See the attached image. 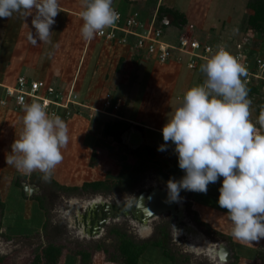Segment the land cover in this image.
<instances>
[{
	"label": "rangeland",
	"instance_id": "obj_1",
	"mask_svg": "<svg viewBox=\"0 0 264 264\" xmlns=\"http://www.w3.org/2000/svg\"><path fill=\"white\" fill-rule=\"evenodd\" d=\"M69 2L73 10L81 11L80 0H69ZM189 2L190 0H176L175 7L186 11ZM250 2L251 0H201L202 4L199 7L194 6L192 12L189 13L184 33L193 35L199 40L223 44L233 56L240 52L239 49L244 50L246 46H249L248 51L245 50L247 51L245 56L244 52L240 53L244 59L248 58L246 64L248 69L255 70L253 58L255 60L258 57H264V32L253 33L249 32V29L245 31L248 27V17L253 14V10L248 5ZM122 5L123 0H113V7L121 8ZM133 8L140 9V6L135 5ZM140 13L148 16V13L143 10ZM77 14L74 16L78 18V22H72L71 33L73 34L69 37L70 42L67 44L63 37L59 38L58 31L55 32L51 28L52 44H57L60 50L65 44L68 51L67 55L63 56L65 60L62 61L65 64L63 68L66 72L65 78L71 76V71L78 65L75 69V74L78 73L77 85L74 84L70 97L74 100L76 96L75 101L79 103L74 104L72 108L68 107L69 111L67 109L64 115L60 116L68 126L69 140L67 146L61 150L63 161L54 170L50 179L64 187L81 186L84 182L91 181L107 180L115 183L127 178L133 165L138 167V182L133 187L125 184L124 188L119 187L99 193H63L62 191L57 192L52 183H44V180L41 183L46 184L47 191L46 188L40 190L32 183V179L36 177L32 178V176L41 173L33 172L31 175H23L6 163L11 144L19 138L22 131L23 111H18L14 116L12 114L15 113L0 109V199L5 203L0 232L9 237L5 239L0 236V264H31L36 248L47 244L43 231L46 219L49 223L48 234L56 231V234L60 236V238L57 236L56 243L65 246L58 264H81L80 257L73 253L77 248H86L92 253L90 264H110L101 250L100 252L95 250V246L101 244L108 249L109 253L115 249V238L109 234L111 228L123 229L129 237L142 241L157 236L158 229L163 225L169 231V247L173 253L177 254V257L178 255L187 256L186 264H219L213 259L212 254L219 243L226 246L231 244L233 247L231 250L233 260L226 264H234L235 261V264H264V249L257 244L250 248L249 243L237 241L231 236V222L228 219L227 210L217 203L218 193L213 194L211 198L204 195L198 199L194 198L193 192L182 191L190 195L192 209L198 213L200 219L209 224L212 232H216L213 234L210 232L209 235L201 231V228L197 227L190 218L186 203L187 195L180 197L179 202L185 210L183 221L190 232L185 230L183 224L172 227L171 219L166 216L161 217L156 223L147 224V229L128 218L110 219L108 225L101 231V235L97 237H91L84 234L81 229L74 228L76 226L73 212L77 215L79 212L82 213V210L92 202L99 200L113 202L128 196L129 193L133 194L137 187L147 184L156 183L167 189L166 184L157 174L155 162L161 165L160 167L166 174L174 175L172 173L174 170L179 171L178 163L173 162L172 143H168L166 151H158V147L165 143L163 137L153 132L149 133L145 129L143 134L146 137L143 138L142 144L131 150L122 141L117 143L111 138L104 137L102 129L105 123L115 121L117 118L123 121L131 119L134 124L139 122V125L131 126L139 130H142L140 127L143 124L162 129L164 123H167L175 108L180 104L184 92L194 85L201 84L204 76L200 67L189 71L185 66L176 64L162 66L152 58L138 54L131 46H120L117 42H110L105 38L101 39L96 36L91 41H85L80 35L83 21ZM60 16L57 15L54 19L62 25L64 18ZM14 19L16 21V18ZM25 22L23 26L28 30L22 29L21 41L18 38H16L18 41L13 40L16 36L13 33L8 34L9 30H4L5 36L2 33L0 43L7 49L15 43L16 46L40 49L41 56H45L44 53L47 52L49 44L39 42L33 46L27 40V33L29 29H32L31 17H28ZM164 32L165 41L176 44L180 30L173 27ZM246 37L249 38L246 39ZM6 54L9 56L10 50H6ZM29 54V57H33L36 68L43 66V59L39 60L38 56L32 54L31 51ZM19 62L11 60L6 62V71L12 74L15 73L14 70L18 71ZM2 65L3 61H0V67ZM24 65L21 68V76L43 80L39 79L42 76L28 71ZM46 80L49 81L47 78ZM48 81L47 85L59 88L55 82L48 83ZM82 84L85 86L81 87ZM252 84L259 92L252 93L248 90V98L252 101L250 119L257 130L264 133V128H261L258 123L259 111L264 109V82L256 80ZM72 87L73 84L69 89ZM61 90L66 93V89ZM80 103L82 106H79ZM70 120H72L71 123ZM149 148L153 150V153ZM138 153L139 156H136ZM17 175L26 176L27 181L22 185L30 184V189L24 191L14 186ZM222 180L223 177H220L215 182L218 191L222 186ZM209 186L211 183L208 188ZM51 193L56 195L50 196ZM40 195L47 196L44 207L48 212V217L45 216V211L40 207L39 201L35 199ZM196 204H202L203 208H197ZM139 264L172 263L163 256L160 249L149 246L139 259Z\"/></svg>",
	"mask_w": 264,
	"mask_h": 264
},
{
	"label": "clouds",
	"instance_id": "obj_2",
	"mask_svg": "<svg viewBox=\"0 0 264 264\" xmlns=\"http://www.w3.org/2000/svg\"><path fill=\"white\" fill-rule=\"evenodd\" d=\"M80 6V35L85 41L103 35L119 20L113 0H80ZM59 12V0H0V18L15 14L25 22L31 17L27 40L33 46L52 43L51 28ZM209 51L200 65L205 79L184 92L161 129L165 143L157 150L166 151L169 142L174 144L184 172L179 180L166 182L168 199L178 202L181 190L206 194L208 185L223 177L217 203L227 210L231 236L244 243L258 242L264 238V133L250 119L252 101L242 79L246 67L224 45ZM20 104L23 127L6 163L23 175L39 172L48 181L63 161L68 126L60 116L47 112L46 102L21 100ZM258 123L264 128V109Z\"/></svg>",
	"mask_w": 264,
	"mask_h": 264
},
{
	"label": "built area",
	"instance_id": "obj_3",
	"mask_svg": "<svg viewBox=\"0 0 264 264\" xmlns=\"http://www.w3.org/2000/svg\"><path fill=\"white\" fill-rule=\"evenodd\" d=\"M114 9L119 14V20L113 27L106 29L103 35H97V37L105 38L110 42H117L120 46H131L138 54L148 56L162 66L176 64L185 66L189 71L197 69L204 63L205 57L211 54L209 50L215 52L218 45H223L209 40H199L193 35L185 34L186 25L182 28L174 24L165 26L163 20L167 15L159 20L156 13L150 21L144 22L138 12L125 14L119 8L114 7ZM77 15L79 16V14ZM173 27L180 30L176 44H170L164 38V31ZM248 38L246 37V39ZM248 47L246 46L244 50L239 49V51L242 54L244 52L245 56ZM226 49L228 51V48ZM240 52L234 57L238 58V61H241V64L247 69V76L242 78L246 87L256 80L264 82V57H258L255 60L253 58V65L256 69L249 70L246 66L248 58L244 59ZM70 87L65 88L66 93H64L53 85H47L44 80H33L21 75L9 79L0 71V108H8L18 112L23 111L20 104L21 100L25 103L40 102L43 104L46 102V109L49 114L55 113L61 116L67 109L69 111V108L79 103L75 101L76 96H74V100L71 99L70 92L73 91L74 85L71 89H69ZM79 106L82 104L80 103Z\"/></svg>",
	"mask_w": 264,
	"mask_h": 264
},
{
	"label": "trees",
	"instance_id": "obj_4",
	"mask_svg": "<svg viewBox=\"0 0 264 264\" xmlns=\"http://www.w3.org/2000/svg\"><path fill=\"white\" fill-rule=\"evenodd\" d=\"M250 9L253 10V14L248 17V27L245 29H249V32L253 33H263L264 32V0H251L250 3H248ZM172 15L175 18L174 25L182 28L186 25L187 20L184 16V14L179 13L176 10L172 9H165L163 7H160L158 9V19H162L163 15ZM253 54V52H252ZM253 84L247 86V89L251 91L252 93H258L256 87L252 86ZM261 110L259 111L260 114ZM132 124L123 121V120H117L112 122H107L104 124L102 129V135L107 138H111L115 140V142L120 143V136L127 130ZM150 149V148H149ZM150 151L153 153V150L150 149ZM136 155V154H135ZM139 156V153L136 155ZM157 174L160 175L162 181L166 184V182L169 179H172L169 174H166L163 169L160 167L161 165L157 164ZM138 167L132 165V170L129 176L123 180L116 181L115 183H111L110 181H91V182H84L81 186H73V187H64L60 186L58 183L54 182V180L49 179L48 181H44L42 179L41 174H35L34 178L32 179V183L38 186L40 190L43 188H46V184L52 183L55 188V190L62 191L63 193H99L106 190L114 189L122 187L124 188L125 184L126 186L131 185L132 187L138 182ZM27 181L26 176L23 175H17L16 179L14 180V186L17 188H22V183H25ZM41 181H44V183ZM129 188V187H128ZM44 190V189H43ZM47 191V188H46ZM49 194V192H48ZM51 195H56L55 193H51ZM187 193H183L180 191V197H185ZM46 195H40L35 197L39 201L40 207L45 211V216L48 217V212L46 211V208L44 207V203L46 202ZM56 197V196H55ZM187 209L189 210V216L192 219L193 222H195L196 226L201 228L200 230L203 231L206 235L210 234L212 232L210 229V226L208 223L203 222L200 219V216H198V213L192 209V203L190 202V195H187ZM4 209H5V203L1 201L0 199V223L1 219L4 215ZM48 220L46 219V222L43 224V231L45 234V239L47 241V244L44 246H41L40 248H36L34 252V259L32 260L31 264H58L61 256L63 254V250L65 249V246L61 243H56L57 235L56 231L51 232L48 234ZM1 229V228H0ZM109 234L115 238V249L111 253H109L108 249H106L103 245L97 244L95 246V250L99 251L104 254V256L107 259V262L110 264H139V259L144 254L146 249L149 246H152L154 248L160 249L162 251L163 256L168 259L172 264H186L187 262V256L183 257L178 255L176 253H173L170 245V235L169 231L167 230V227L163 225L160 227L157 231V236L148 239V240H142V241H136L132 237H129L126 232L123 229L119 228H111L109 230ZM0 236H2L5 239H8L9 237L0 232ZM222 236V235H221ZM224 238H227V236H222ZM60 238V236H59ZM228 239V243H229ZM231 250H233V247L231 244L228 245ZM227 246V247H228ZM75 255L80 257V263L81 264H90L92 261V253L89 252L86 248H77L73 251ZM1 260V257H0ZM261 261V260H259ZM236 261L234 262V264Z\"/></svg>",
	"mask_w": 264,
	"mask_h": 264
},
{
	"label": "crops",
	"instance_id": "obj_5",
	"mask_svg": "<svg viewBox=\"0 0 264 264\" xmlns=\"http://www.w3.org/2000/svg\"><path fill=\"white\" fill-rule=\"evenodd\" d=\"M175 2H176V0H123V5L121 6V8L120 7H118V8L120 10H122L123 13H125V14L138 12L140 14V16H141V20L144 21V22H147V21H150V19L156 13H158V9L160 7H163L165 9L176 10L179 13L184 14V16H185V18L187 20L189 13L192 12V9L194 8V6L199 7V5L202 4L201 0H190V2L188 4V8L186 9V11H183V10H179V9H177L175 7ZM59 4H60L61 12L58 13V17L61 15L60 17L64 18V21H63L62 25L59 24L57 21H55V24L52 26V28L55 30V32H56V30L58 31L59 38L63 37L65 44H67L68 42H70L69 41V37L71 36V34H73V32L71 33V31L73 30V27L71 26L72 22L73 21H75V23L78 22V18H76V16H74V14H77L80 11L73 10L70 7L71 3L69 2V0H59ZM135 5L137 7L140 6V9L133 8ZM185 6H186V3L184 5V7ZM142 10L147 12L148 16L141 15L140 11H142ZM13 18H16V21H15V19L13 20ZM23 24H24V19L22 17L19 18L15 14L10 19L1 18L0 19V39H1V36L3 37V34H4L3 31L4 30H9V32H7L8 34L12 35V33H13V35L16 36L15 38H13V40L15 39V41L16 40L18 41V39H19L21 41L20 37H21V34H22L21 32L23 31L22 29H27L28 30V28H24ZM210 24H213V23H210ZM74 25L75 24H73V26ZM4 36H5V34H4ZM16 38H18V39H16ZM55 38H56V34H55ZM51 40H52V38H51ZM58 43L61 44L60 41H58ZM21 44H22V42H21ZM65 44L61 47L62 50H60V47H57V44L53 45L51 43L48 46L47 52L44 53L45 56H41L42 52L40 53V49H35V48L29 49L28 46L24 47L22 45H20V46L17 45L16 46V43H15V45L11 46L10 49H7L5 46H2V43H0V61H3V65L0 67V71L7 75V76L5 75V77H8L9 79H11L10 77L14 78V77H16V76H18L20 74L21 68L23 67V64H25L24 65L25 69H27L28 71H30L32 73H35V74H37L39 76H42V78H39V79H43L46 82L48 81V80H46V78L49 79L48 83L55 82L56 84H58V87L60 89H65V88L71 86V84H76L77 85V79L76 78H77L78 73L75 74V72H76L75 69H76V67L78 65L75 66L74 69L71 71L72 72L71 76H69V77L67 76V78H65V76H64V75H66V72L63 69L65 67V64L62 61L65 60V59H63L64 58L63 56L65 54L67 55V52H68L66 50V45ZM52 45L54 47H52ZM6 50H10V55L9 56H7ZM30 51L32 52V54L38 56L39 60L43 59L42 63L43 62L44 63L42 64L43 65L42 67H40V66H38L37 68L35 67L36 64L33 63L34 62L33 61V57H29L30 56V54H29ZM1 57H3V58H1ZM66 58L68 59L69 57L66 56ZM10 60L11 61H15V62L16 61L17 62L20 61L19 62L18 71L14 70L15 73H13V74L7 72L6 68H5L6 62H8ZM39 60H38V62H39ZM80 63L81 62L79 61L78 64L80 65ZM78 82H79V80H78ZM84 86L85 85H83V84L81 85V87H84ZM92 87L93 86H91V88ZM180 87H182V86H180ZM80 98L82 99V97H80ZM0 109L9 110V111H11V112H13L15 114H12L11 112L9 113L8 111H4V112H6L8 114H12L14 116L17 114V112L13 111L12 109H8V108H0ZM125 120L128 121V122H132L133 121L131 119L130 120L125 119ZM71 121L72 120H70V123H71ZM132 123H134V122H132ZM136 124L139 125V122L135 123V125ZM141 128H142V130H141L142 134H143V131L146 129V130L149 131V133L153 132V133H156L158 135H161V137H162L161 128L159 129V128H156L154 126H148L146 124H143L141 126ZM143 137H146V136H144V134H143ZM169 143L171 144V142H169ZM172 147H173V155H174L173 156V162L174 163H178L177 154L174 151V149H175L174 144H173ZM172 173L174 175L171 174L170 176L172 177V179H174L176 177L177 178L176 180H179L184 175L183 170H181L180 168H179V171L174 170ZM216 185H217L216 183H211V186H209L208 191H207L206 194L205 193L193 192L192 195L194 196V198L196 197L198 199L200 198V196H204V195H206L207 197L211 198V196L213 194H215V195L217 193L219 194L218 186H216ZM181 191H186V190H181ZM196 193H197V195H196ZM203 199L201 201H203ZM204 200L208 201L210 199L206 198ZM196 207L201 209V208H203V205L202 204H200V205L196 204ZM255 244L259 245L260 248L264 249V238H261L258 242L249 243L248 247H250V248L254 247Z\"/></svg>",
	"mask_w": 264,
	"mask_h": 264
},
{
	"label": "flooded vegetation",
	"instance_id": "obj_6",
	"mask_svg": "<svg viewBox=\"0 0 264 264\" xmlns=\"http://www.w3.org/2000/svg\"><path fill=\"white\" fill-rule=\"evenodd\" d=\"M24 186L30 187L31 185L23 184V190ZM160 189L167 192L166 188L153 183L150 185H142L139 188L137 187L133 194L129 193L128 196L119 198L113 202H111V200L92 202L82 210V213L79 212L77 215L73 212L75 219L74 224L76 226L74 228L81 229L84 234L91 237H97L101 235V231L108 225L110 219L128 218L130 221L136 222L139 225H142L143 228L147 229V224L156 223L161 217L166 216L171 219L172 227L177 224L180 226L183 224L185 230L190 232L183 221L185 219V210L182 208L179 202L180 200L176 205V211L174 214H172L171 211H166L164 213H152L150 211V196ZM181 208L183 211L180 216ZM75 209L77 210L76 206ZM215 260L217 261V259Z\"/></svg>",
	"mask_w": 264,
	"mask_h": 264
},
{
	"label": "water",
	"instance_id": "obj_7",
	"mask_svg": "<svg viewBox=\"0 0 264 264\" xmlns=\"http://www.w3.org/2000/svg\"><path fill=\"white\" fill-rule=\"evenodd\" d=\"M174 21L175 18L172 15H167L164 18L163 23L165 26H169L172 25ZM143 138L142 132L135 127L130 128L121 135L122 142L132 150L136 149L142 144ZM28 189H30V187L24 186V191H27ZM177 203L178 202L169 201L167 192L160 189L159 191L157 190L151 194L149 208L151 209L150 211L152 213H164L166 211H171L172 214H174ZM182 211L183 209L181 208L180 216L182 215ZM194 233L197 234L195 231ZM216 247L217 248L212 251V254L214 255L213 259H217V263L226 264L233 260L232 251L230 248L222 243L217 244Z\"/></svg>",
	"mask_w": 264,
	"mask_h": 264
}]
</instances>
